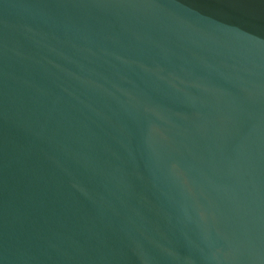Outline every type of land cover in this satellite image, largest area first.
I'll use <instances>...</instances> for the list:
<instances>
[{"label": "water", "instance_id": "1", "mask_svg": "<svg viewBox=\"0 0 264 264\" xmlns=\"http://www.w3.org/2000/svg\"><path fill=\"white\" fill-rule=\"evenodd\" d=\"M0 264H264V0H0Z\"/></svg>", "mask_w": 264, "mask_h": 264}]
</instances>
